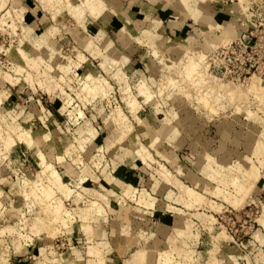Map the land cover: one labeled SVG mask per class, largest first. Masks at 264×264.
Segmentation results:
<instances>
[{"label":"rangeland","instance_id":"374dc122","mask_svg":"<svg viewBox=\"0 0 264 264\" xmlns=\"http://www.w3.org/2000/svg\"><path fill=\"white\" fill-rule=\"evenodd\" d=\"M236 1L238 0H210L206 4L208 6L210 3L223 2L230 5ZM31 2L42 9L46 20L51 23L49 30L43 32L45 30L43 26L42 28L41 26L32 27L22 17L20 0H0V128L2 127L0 129V264L49 263L50 258L47 252L53 247H56L59 253L58 260L54 264H86L89 258L87 256L89 243L83 231L80 230L82 228L79 225H82V220L78 218L77 213L80 207H87L86 200L90 197L84 195V199L75 203L76 197L87 194L85 187L82 188L83 192L77 187L76 183L80 182V176L85 178L84 186L92 187L107 195V204L100 201L102 212L107 220L93 221L92 226L97 229L102 227L104 231L105 228L110 230L112 227L114 236L117 232L121 233L116 237L124 239L134 237L136 246L132 251L139 245L137 240L141 238V235L138 232L141 233V229L146 227L151 228L150 233H153V229L162 226L160 221L163 219L161 223L170 229V237H175L177 240L175 244L181 248V251H173L174 259L180 264L188 263L180 257L187 246L203 252L205 260H209L208 252L211 249L212 233L207 226L214 228V231L223 228L229 234V239L221 242L219 259L222 263L264 264V229L258 223V217L262 214L264 207V163L260 167L261 180L253 190L251 197L239 209L233 205L229 206L220 198L211 196L209 197L215 200L220 210H215L209 204L202 202L185 208L183 203L176 201L180 192L175 184H166L161 181L157 172L159 170L157 162H163L185 186L195 188L192 178H199V185L196 189L201 191L205 183L223 186V183L217 179L219 173H222L220 169L222 166H234L238 163L248 166L247 157L253 155L251 153H253L254 144L260 139L264 125V0H243L246 17L251 24L243 29L242 19H237L235 22L234 27L237 32L235 38H241L242 44L239 45L235 42L236 39H232L233 41L227 42L224 46H217L212 52L205 48L200 49L207 52L206 62L209 64V72L221 78L223 82L230 83L234 96L227 100L216 101V97L220 96L221 92H213L209 95L211 98L207 104L210 108L212 106L211 110L200 104L201 113H199L195 97L205 94L207 91L205 88L200 90L191 88L187 81H183L184 85L188 86L186 89L192 95L191 99L185 95L170 94L172 89L170 87L165 88L164 92L159 94V87L165 80V75L172 76L179 84L182 83V76H179L177 70L181 68L178 58L182 57L183 52L187 48L192 51L193 43L200 42L204 46L206 38L201 33L199 34L200 31L197 29L201 27L200 23L197 24V22L194 27L196 31L194 36L192 33L187 34L188 40L184 41L183 47L172 50L170 46L166 50L174 57L165 51L160 57L162 61L157 60L151 63L157 67L155 72L151 71L150 67L147 66L146 69L140 64L137 65L138 73H135L130 68L127 52L122 51L123 53H120L118 58L111 55L102 56L99 51H93L92 46H98L100 35H92L87 43L92 42L93 45L89 46V49H84L83 44L85 43L74 40L69 35V31L63 28L64 22L74 30L78 29L80 24L86 28L85 19L91 17L94 19L93 16L98 14V8H101L102 19L108 18L111 14L122 15L123 13H117V11L111 13L116 6L121 8V0H113L114 5L107 3L106 8L100 7V0H93L92 11L95 13L90 11V6L85 7L81 3L83 14L82 19L79 20L76 19L74 12L66 10L61 4L47 6L44 0H31ZM49 4H53V0ZM6 6L11 11L4 17L5 11L2 13V10ZM174 14L178 13L174 12ZM102 32L101 30L100 33ZM211 34L218 36L220 32L213 30ZM42 36L47 39V42L37 50L38 41ZM212 36L210 35V38H213ZM48 40H50L49 43ZM97 50H100L99 47ZM80 52L85 54L87 61L83 60L79 64L78 74H74L72 69L75 67L69 61L80 62ZM55 63L65 64L67 67L60 69ZM89 70H93V75L102 80V88L101 86L99 88L100 95L95 97L82 91L86 74L90 73ZM55 72L71 80L68 83H62L64 91L58 88L55 92L48 93L44 90L48 88V82L52 78H56L54 80L59 82ZM252 75L260 78V84L257 90H246L248 80ZM140 79L146 81L153 93L151 102H145L141 95L136 98L138 111L135 113L141 118V122L130 111L124 99L126 87L129 86L130 90L135 93L136 84ZM57 87L52 85L49 89H57ZM236 87L238 90L235 89ZM201 91L203 93H200ZM68 100L70 103L66 102ZM116 106L121 107L126 115L125 121L135 129L139 136L138 140L148 147L157 161L153 162L151 167L142 164L136 156L132 155L133 149L128 146L127 141L123 143L115 141L109 149L105 150L98 148L103 146L111 134L117 133L118 128L115 122L112 120L106 122V117ZM246 110H251L255 118L249 119ZM165 118H168V125L171 128L164 134H160L161 121ZM9 127L17 129L11 133L16 141V159L5 150L4 146ZM89 128L98 130V136L95 140L89 138L83 144V148H80L79 139L85 136L90 137ZM20 131L33 133V142L29 143L28 136L18 138L16 135L21 133ZM39 132L50 135L49 146L41 147ZM64 139L68 141L67 147L63 144ZM65 151L66 155H64ZM74 158L79 159L78 162ZM96 160L100 163L98 168L91 165L94 161L98 162ZM170 160L182 169V173L175 171L174 165L169 163ZM43 163H51L68 187L75 189V193L69 199L62 197L61 192L56 193L57 197L64 200L66 209L73 213L74 218L71 223L69 221V228L59 227V224L55 222L49 223L48 218H51V214L39 199L35 198L31 205H27L23 199L21 193L23 176L31 178L32 183L38 179L47 182L48 172L44 175L40 173V165ZM208 163V168L205 169ZM227 171L233 173L231 169ZM123 173L126 176H123ZM103 175L108 178L109 182H114L113 186L118 185L122 189V194L119 189L113 190L110 186H107V190L101 187L103 191L99 187L100 183L104 184ZM109 177L114 180H110ZM115 177L118 179L115 180ZM230 177L231 175H228L226 178L230 179ZM118 180L135 188L136 191H148L156 198L154 206L139 207L129 197L128 191H123L124 187L118 184ZM225 188L231 189L228 183ZM79 193L80 196H78ZM168 204L181 208L183 211L172 210ZM168 216H170V221L166 219ZM176 219H179L182 227L190 230V235L184 234L177 238V230L173 228ZM54 227L57 228V232L53 234ZM193 233L196 234L195 240L191 237ZM108 238H111V235ZM93 240L94 242L101 241L94 234ZM106 246L107 244H102L100 248ZM74 249L82 256L80 263L72 256ZM158 250L160 249L152 250L156 258ZM108 252L107 258H113L112 250ZM60 253L64 258L60 256ZM197 257L194 253V258ZM202 263L204 264L205 261L202 260ZM194 264H201V262L196 260ZM206 264H209V261Z\"/></svg>","mask_w":264,"mask_h":264},{"label":"bare ground","instance_id":"6f19581e","mask_svg":"<svg viewBox=\"0 0 264 264\" xmlns=\"http://www.w3.org/2000/svg\"><path fill=\"white\" fill-rule=\"evenodd\" d=\"M44 1L46 2L47 6L48 5H54V4L55 5H57V4L63 5L66 10L68 9V10L74 12L77 20L82 19L83 13H81V11H82L81 6H80L81 3L85 7L90 6L91 7L90 11H92V8H93L92 7V1L93 0H53V4H49L51 2V0H44ZM156 1H164L165 4L163 7H166L175 13H179V14L184 13L188 17H191L193 19L195 26H196L197 22H198L197 24L200 23L201 27L197 28L200 31L198 33L199 34L201 33L203 35V37L206 38L204 40V43H205L204 46L200 42L195 43V44L193 43V45H192L193 50L192 51L187 48V50H185V52H183L184 56L183 55H182V57L178 56L179 57L178 61H179V64H181V68L179 70H177V73L179 74V76H182V83L179 84L178 82L175 81V79L172 76H170V75L166 76L165 75V80L162 81L161 86L159 87V94H162L164 92L165 88L170 87V88H172L171 89L172 92L170 90V94L172 93L175 96L185 95L191 99L192 95L186 89V87L188 88V86L184 85L183 81H187V83L190 84L191 88L194 87L195 89H198V90L205 88V89H207L205 94H201V95H199V97H195V99L197 101L199 113H201V111H202V110L200 111V108H199L200 104L203 106H206L207 108H209L211 110L212 106L210 108L209 105H207V104H208L209 98H211L209 95L212 94L213 92L214 93L221 92L220 96L216 97V101H218L220 99L223 101V100L233 98L234 96L232 93V91H233L232 87L230 86L231 84L227 83V81H226V83H225V81L223 82V80L221 78H218L217 76H214L212 73L209 72V70H208L209 64H208V62H206V58H207L206 53L207 52L205 53V52L201 51L200 49L205 48L206 50H209V52H212L214 50V48H217V46H219V45L224 46L227 44V42H230L232 39H236L235 37L237 36V32L235 30L234 25H235V22L237 21V19L243 20V24L241 23L243 29H245L247 26H249L251 24V22L246 17V7H244L243 0H238L236 2H232V4L226 6L227 11L230 14L228 20H222L221 18H218V17L214 16L211 12H209V10H208L209 5L207 6L206 3L210 0H156ZM100 2H101L100 7L104 6V8H106L107 3L110 5H114L113 0H100ZM117 7L118 6H116L111 11V13H113L115 11H117L119 13L120 10H119V7L117 10ZM3 11H5V12L3 13ZM10 11L11 10H9V7L6 6L2 10L3 16L5 15L4 17H6V15H9ZM97 11H98V14L93 16L94 19H97L99 17L101 18V8H98ZM93 13H95V12H93ZM103 18H104V16H103ZM177 18H178V16H177ZM174 23L176 25L177 21L175 20ZM80 25H82V24H80ZM213 30H218L220 32V35H218V36L213 35L212 36L211 32ZM101 35H100V38H101ZM210 35L213 38H210ZM192 36H194V35L192 34ZM104 37H105V35H104ZM146 37H147V35H146ZM159 40L160 39L158 38V35H156V39L149 40L150 44H151L149 46L151 47L152 50L155 51V53L159 52V55H160L162 50H168V48H170V46H172V50H173V49L179 48L180 46L183 47V43H184V41H181V40H179V41L168 40L166 43L161 45ZM186 40H188V39H186ZM46 42H47V39H45L42 36L38 41L37 50H38V48H40L41 45H43ZM83 45H84L83 46L84 49H89V46H92L93 43L92 42L91 43L86 42ZM97 49H98V47L93 49V51H96V52L99 51L101 54L102 52L100 50H97ZM104 49H105V52H108L107 55H111L113 57H115V56L118 57V55L120 54V50L114 48L111 41L107 42V44L104 45ZM160 49H162V50L160 51ZM177 53H178V51L176 52V54ZM80 57H81V59H80V62H78V63L77 62L72 63L73 60L69 61L75 67V68L73 67L74 69H72L73 70L72 73L74 72V74L75 73L78 74L77 71H78L79 64L81 62H83V60L87 61L86 56H85V54H83V52H80ZM158 58H159V56H158ZM112 59H114V58H112ZM53 61H54V59H53ZM55 64L57 65V67H60V69L67 67L65 64L64 65L57 64V63H55ZM165 64H167V63H165ZM91 69H92V67H91ZM119 73L120 72L118 71V75H119ZM56 76H58L57 79L59 80V82L54 80L56 78H54V79L52 78L51 81L48 82L49 83L47 85L48 88L44 89V90H47L48 93H53L56 90H58V88H60L61 91H64L62 89V87H63L62 83H68L71 80L70 78L68 79L67 77H66L67 79L64 78L63 77L64 75L62 76L61 74L56 73ZM47 77H49L48 74H47ZM125 79L126 78L124 76V82H125ZM101 81L102 80L98 76L93 75V70H91L90 73L86 74L85 81H84L83 86H82V91H86L92 97L100 95L99 88H100V86L102 88ZM248 81L249 82L247 83L246 90L247 89L257 90L258 89V86L260 84V78H258L256 75H252ZM52 85L55 87L58 86L57 89H55V88L49 89L50 87H52ZM232 86H234V85H232ZM235 89H237V87ZM202 91L205 92L204 90H202ZM202 91L200 93H203ZM244 91H243V93H244ZM125 92H126V95L124 97L125 103L129 107L130 111L133 112V114H135V116H136V113L138 111V102L136 99L138 97V95H141V97H143V100L145 102H151L153 99V93L151 92V89L148 87L146 81L143 79H140V81L136 84V92L135 93H133L130 90L129 86L126 87ZM62 93H64V92H62ZM191 93H192V91H191ZM154 94H155V92H154ZM67 97H68V95H67ZM187 100H189V99L187 98ZM162 101H163V99H162ZM66 102L70 103V100H68ZM157 102H158V100H157ZM0 103H1V100H0ZM79 112H80V115H82V112L81 111H79ZM246 112L248 114L247 116L249 119L255 118L254 117L255 114L253 112H251V110H246ZM73 115H74V113H73ZM0 117H1V111H0ZM136 117L138 118L139 121L141 120V118L139 116H136ZM125 119H126V115L124 114L121 107L116 106V108H114L112 110L111 114H109V116L106 117V122H110L111 120L114 121L115 124L117 125V127L115 125L114 126L116 128H118L117 133H115V135L111 134V136H109L108 139L105 140L103 146L98 147V148L105 150V149H109L114 144L115 141H119L122 143L127 141L129 144L128 146H130L133 149L132 155L136 156L141 161L142 164L151 167L153 162L155 163L157 161L151 155L148 147L145 146L143 143H141L138 140L139 136L136 134L135 129H133L130 126V124H128V122L125 121ZM161 125H162V127L160 128V131H159L160 134H164L165 131H167L171 128L168 125V118H165L164 120H162ZM9 128L10 129H8V133H7L8 135H7L6 139L4 138L5 139L4 146H5V150L7 152H9V154L13 155L16 159L17 158V152L15 151L16 141L13 138V136L11 135V133L15 132L17 129H16V127H9ZM88 131L90 133L89 134L90 137H88V136L84 137L83 136L84 138L79 139L80 148H83V144L89 138H92L95 140L98 136V132H97L98 130H96L94 128H91V129L89 128ZM16 133L18 134V132H16ZM39 134L41 136V142H40L41 147L49 146L48 140L50 138L49 137L50 135L46 134L45 132L44 133L39 132ZM16 136H18V138H20V139L22 137L28 136L27 138H30L29 143L33 142V140H32L33 139V133H30L28 131L21 132ZM165 136H167V135H165ZM62 141H63V144H65V145L68 144L67 140L64 139ZM87 143H89V142H87ZM153 144L154 143H152V145ZM254 145H255L254 149L252 148L253 153H251L253 155L249 158L247 157V160H246V162L248 163V166H245L243 164L238 163L234 166L233 165L232 166H222V168H220L222 170L221 171L222 173H219V177L217 179L219 182L223 183V186H221V184H210V183L206 184L205 183L204 186L202 187L201 191H199L196 189V187L199 185L200 179L196 178V177L192 178L193 179L192 181H194V183H195V185H194L195 188L190 187V186H185L176 178L175 174H173V171L171 172L169 167L165 166L163 162H162L163 164L160 162H157V164L159 166V170L157 172L159 174V178L161 179V181L165 182L166 184H175V186L177 187V189L180 192V196L176 197V201L183 203L185 208L192 206L194 203L202 202V203L209 204L215 210H220L221 208H220V206H218L216 204L215 200H213L209 197V196H211V197H215V198H220L223 202L229 204V206L233 205L236 209H239L243 206L244 202L251 197L253 190L255 189L256 185L258 184V182L261 180V177H262V174L260 172V167L264 163L263 162L264 156L262 157V155H264V125H263V129L260 133V139ZM69 146L71 148V144H69ZM66 147H67V145H66ZM72 150H74V149H72ZM77 151H78V149H77ZM71 152L72 151L70 150V153ZM64 155H66V151H65ZM93 155H95V154H93ZM100 156H101V154H100ZM93 157H95V156H93ZM76 158H74V159H76ZM72 159H73V157H72ZM78 160H77V162H78ZM91 161H93V160H91ZM96 161H98V160H96ZM169 163H171L172 166L174 165L173 168H175V171L177 173H182V169L180 167H178L177 165L175 166V164L172 160H170ZM91 165H95V168L96 167L98 168L100 163H99V161L98 162L94 161V164H91ZM208 165H209V163L207 164V167H204V168L207 169ZM40 166H41V168H40L41 175L42 174L44 175L45 173L48 172L47 182H42L40 179H38L35 182V180L33 179L34 182L32 183L31 178H29L27 176H23V180H22L23 184L21 185L22 186L21 187L22 188L21 193L23 195V199H25V203L27 205H31V203H34L35 198L39 199L40 202L45 205V208L48 211V213L51 214V218H48L49 223L55 222V223L59 224V227L61 226V227L69 228V221L71 223L72 222L71 220L74 218L73 213H71L69 210L66 209V207L64 206V203H63L64 200L61 197H57L56 193L61 192L62 197L69 199L75 193L74 192L75 189L68 187V184H66L63 181L62 176L59 174V172L55 168H53V165L51 163H43ZM230 169L233 171V173L230 171L229 172L227 171ZM263 170H264V168H263ZM40 173H39V175H40ZM228 175H231L230 179L226 178ZM90 176L95 177L93 175H90ZM80 177H81L80 182L76 183V184H78L77 187H79L81 189L83 187H85V189L87 190V192H86L87 194H85V195L90 196V199L86 201L87 207H80L79 212L77 213L78 218H80V220H82V225H79L82 228L80 230L83 231V235H85V237L87 238L88 243H89V245L87 247V256L89 258L87 259L86 264H107L109 259L107 258L106 254H108L109 253L108 251L111 250V246L109 243H107L103 239L101 241L94 242L93 234L98 235V232H97L96 228H94L92 226L93 221L98 222L100 220H103V221L107 220L105 214H103V212H102V206L100 205V201L106 202V204L108 203L107 195L101 191L94 190L92 187L90 188V187L84 186L83 181L85 178L83 176H80ZM109 179L114 180V179H112V177H109ZM118 181H119V183H118L119 185H122L123 187L127 188L126 183H124L120 180H118ZM226 182L229 184V187H231V189L225 188V185L227 184ZM81 183H82V185H79ZM113 183L114 182L112 181V184ZM127 186H128L129 197H131V199L133 201H135V203L139 207H141V208L142 207L143 208L150 207L151 208L154 206V200H156V198L153 197L148 191H146V190L136 191V189L132 188L130 185H127ZM82 192H83V189H82ZM78 196H80V193L78 194ZM83 197H84V194H82L81 197H76L74 199L75 203H78L79 200L84 199ZM168 206L170 207V209L172 208V210L173 209L178 210V212L183 211L181 208H178L176 206H172L170 204H168ZM139 223H137V225ZM258 223L264 229V207L262 209V214L258 217ZM173 228L175 230H177V233H176L177 238H179L178 236H184V234L187 235L190 233V230L188 228H184V227H182V225H180L179 219L175 220ZM38 229H40V227ZM56 229L57 228L54 227L53 234H54V232H57ZM58 229H60V228H58ZM207 229L211 230V233H212L211 249L208 252L209 260H205L203 252L193 250V248L190 249V246L189 247L187 246L186 248L183 249L182 255L180 256L184 261H186L190 264H194L196 262V260H200L201 264H203L202 260L205 261L204 264H206L207 261H209V264H225V263H222L220 261L219 254L221 252V242H225L226 240H228L229 234H227L225 232V229H223V228H219L218 230L214 231V228L207 226ZM116 236H118V235H115V236L113 235L112 244H114V246L119 250L120 254H123V252H125L124 250L127 247L132 246L131 245L132 239L129 237H127L126 239H123V238L116 237ZM195 236H196V234L193 233L191 236V237H194L193 240L196 239ZM168 238H169V240L167 241L165 248L158 250L157 263L158 264H180L179 261H176L174 259L173 255H175V253H174L175 250L177 252L181 248L178 247L177 244H175V241L177 242V240H175V237L171 238L169 236ZM193 240H191V241H193ZM102 244H104V245L107 244L108 248H106L107 246L104 248H100L102 246ZM218 244H220V245L218 246ZM173 245L174 246L176 245L174 249H173V247H174ZM139 251L140 252H136L134 254V256H136L135 257L136 259H138V257H139V261H143L145 258V253L142 250H139ZM194 253L196 254V257L198 256L197 258H194ZM58 254L59 253L57 252L56 247H53L49 252H47V255L49 256L50 261H49V263H45V264H54L55 262H57V260H58L57 255ZM60 256L62 258H64L62 253H60ZM72 256H74L76 258V261L78 263L81 262L82 256L79 252H77V250H75V249L73 250ZM184 264H186V263H184Z\"/></svg>","mask_w":264,"mask_h":264},{"label":"crops","instance_id":"0c3cea01","mask_svg":"<svg viewBox=\"0 0 264 264\" xmlns=\"http://www.w3.org/2000/svg\"><path fill=\"white\" fill-rule=\"evenodd\" d=\"M121 4H122L121 8L119 7L120 10L119 13H123L122 15L111 14L106 19L101 18L96 20L93 18H86L84 21V24H86V28H84L81 25L76 30L72 29L69 25L67 26L66 23L64 22L63 28L64 30L69 31V35L74 40L83 43L88 42V40L92 38V35L94 36L101 35L100 31L102 30L103 32L101 38H99L97 42L98 45L97 47H99L100 51L102 52V56H108L107 55L108 52H105L104 50V45H106L107 42L111 41L113 47L120 50V53H123L122 51L127 52L128 54L127 58L130 62V68H132V70L135 73L136 72L138 73L139 69L137 65L140 64L145 66L146 69L147 66L148 68L150 67L151 71L153 72L157 70V67H154L151 63L153 61L161 60L160 57L162 56V54L165 53L166 50L160 49V51L161 50L162 51L159 55V52L155 53V51L151 49V47L149 46L151 45L149 40L156 39V35H158V38L160 39L159 40L160 44L162 45L166 43L168 40L185 41L186 39H188L187 34L192 33L194 35L196 33L194 29L195 24L193 22V19L191 17H188L184 13L183 14L178 13L177 15H175L173 11L169 10L166 7H163L165 4L164 1L121 0ZM19 6H21L20 11L22 13V17L25 18L26 21H28L32 27L38 28L37 26H41L42 28L43 26L45 27V30H43V32L49 30L48 28H50L51 23H48L42 9H40L36 4L34 5L31 2V0H20ZM226 6L227 4L223 2H218L217 4L210 3L208 6V10L214 16L221 18L222 20H228L230 14L228 13ZM175 20L177 21L176 25L174 24ZM146 35L149 39L146 37ZM49 41L50 40H48V43ZM97 47L92 46L93 49ZM136 55H138V58H136ZM169 55L173 56L170 53ZM123 176H126V174L123 173ZM116 179L118 178L115 177V180ZM102 180L104 184L100 183L99 184L100 188L102 187L105 190H107V186H110L113 190L119 189L122 194V189L118 185L115 184V186H113L112 182H109L108 178H106L105 176L104 178H102ZM127 185L128 184H126L127 188L124 187L123 191H128ZM85 196L90 197L89 195H85ZM166 219L170 221V216L166 217ZM161 221L164 220L161 219ZM161 221H160V225L162 226L153 229L154 231L153 233H150L151 228H146V227L142 228L141 234L140 232L138 233L141 235V238L139 237V239L137 240V244L139 245L133 251H132L133 247L136 246V239L134 237H131L132 246L127 247L124 250L125 252H123V254H120L119 250L114 246V244H112V238H113L112 235H114L113 234L114 230L112 229V227L110 230L105 228V231L104 228L102 229V227L100 229L99 227L98 229L96 228L98 232L96 238L98 239L100 238L101 240L106 239V242L111 244L110 246L112 250V255L114 257L113 258L111 257L107 263L108 264H158L156 260L157 258H155V255L153 256L152 250L156 248L161 249L159 247H165L168 241V237L171 235V231L169 232L170 229H167L168 227L166 225H163ZM117 230L118 229H116V231ZM119 234L121 233L117 232V235ZM110 235L111 238H108V236ZM134 235L135 234H133V236ZM139 250H142L145 253V258L143 261H139V257L137 256L138 259H136L135 258L136 256H134L136 252H140ZM231 257L234 258V256Z\"/></svg>","mask_w":264,"mask_h":264},{"label":"built area","instance_id":"2783aa9c","mask_svg":"<svg viewBox=\"0 0 264 264\" xmlns=\"http://www.w3.org/2000/svg\"><path fill=\"white\" fill-rule=\"evenodd\" d=\"M235 42H236V43L238 42V44L240 45V44H242V43H243V40H242L241 38H239V37H238V38L236 39V41H235Z\"/></svg>","mask_w":264,"mask_h":264}]
</instances>
